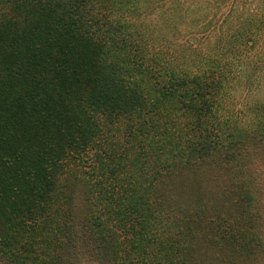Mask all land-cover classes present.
Returning <instances> with one entry per match:
<instances>
[{"label": "trees", "instance_id": "1", "mask_svg": "<svg viewBox=\"0 0 264 264\" xmlns=\"http://www.w3.org/2000/svg\"><path fill=\"white\" fill-rule=\"evenodd\" d=\"M168 1L0 0V264L264 254V0Z\"/></svg>", "mask_w": 264, "mask_h": 264}, {"label": "rangeland", "instance_id": "2", "mask_svg": "<svg viewBox=\"0 0 264 264\" xmlns=\"http://www.w3.org/2000/svg\"><path fill=\"white\" fill-rule=\"evenodd\" d=\"M194 4L198 6V5H200V1H196ZM165 5H166V7H171V5H173L172 0H171V2L170 1L166 2ZM250 8L251 7L247 6V9H250ZM237 11H238V13H241L239 10H237ZM155 20H156V18L153 15L152 17H149L146 21L148 23V21L152 22V21H155ZM161 23H162V21L160 22V24ZM183 25H184V23H182V27H183ZM186 30H187V28H186ZM186 32H188V31H186ZM263 58H264V56H263ZM246 87H247L246 85L245 86H241V87H238L236 90L232 91V94L234 95V103L236 105L235 106L236 109L234 111H236V110L237 111H241V108L245 109V105L247 103H254L255 100H259V101H263L264 100V75L262 76V78H261V80L259 82V86H257L258 89L254 90L253 92H249L248 88H246ZM170 107H172L174 109L175 108V104L174 103L171 104ZM204 189H205V191H204L205 193H204V195H202V197H203L202 199H204L205 201L206 200H210L212 198L213 194L215 193V191L213 190V189H215V187L212 188L211 186L206 185L204 187ZM249 264H264V254L259 258L258 263H251L250 262Z\"/></svg>", "mask_w": 264, "mask_h": 264}]
</instances>
